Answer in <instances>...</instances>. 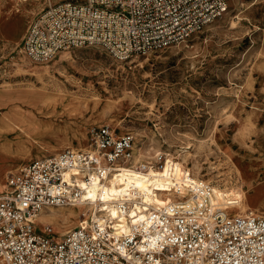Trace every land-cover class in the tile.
Wrapping results in <instances>:
<instances>
[{
  "label": "built area",
  "instance_id": "built-area-1",
  "mask_svg": "<svg viewBox=\"0 0 264 264\" xmlns=\"http://www.w3.org/2000/svg\"><path fill=\"white\" fill-rule=\"evenodd\" d=\"M231 2L49 0L27 25L22 50L49 62L100 45L129 61L189 40ZM134 143L132 132L94 125L86 149L66 147L11 172L0 194V264H264V214L229 211L231 203L216 200L212 184L189 169L182 179L172 176L165 192L174 199L161 206H146L135 188L110 203L90 198L95 183L105 186L124 171L149 175L165 168L166 153L134 162ZM76 204L83 208L80 221L63 239L52 224L39 228L43 209Z\"/></svg>",
  "mask_w": 264,
  "mask_h": 264
},
{
  "label": "rangeland",
  "instance_id": "rangeland-1",
  "mask_svg": "<svg viewBox=\"0 0 264 264\" xmlns=\"http://www.w3.org/2000/svg\"><path fill=\"white\" fill-rule=\"evenodd\" d=\"M48 1L0 0V120L18 105L37 112L58 105L43 103L41 90L70 98L75 112L54 117L68 133L47 129L37 135L39 146L24 152L0 146V194L22 164L66 147L79 149L74 127L88 136L90 127L110 124L135 135L134 162L156 158L138 150L146 145L168 153L212 186L234 192L241 187L245 206L236 211L264 214V0H232L222 17L189 40L129 61L89 45L36 62L21 41ZM59 60L42 81L25 71ZM47 223L64 238L69 224Z\"/></svg>",
  "mask_w": 264,
  "mask_h": 264
},
{
  "label": "bare ground",
  "instance_id": "bare-ground-1",
  "mask_svg": "<svg viewBox=\"0 0 264 264\" xmlns=\"http://www.w3.org/2000/svg\"><path fill=\"white\" fill-rule=\"evenodd\" d=\"M63 56L64 55L61 57L63 58ZM59 64L61 65L60 60L53 67H44L42 70H40V68L25 71L30 74H37V76L42 81V78H44L43 75L46 74L48 76H52L55 73L52 69L57 68V65ZM37 94L41 95V101H43V103L56 102L58 105L53 106V109L48 110V112H37L33 109H25L20 105L14 107L5 117L2 118L3 120H0V146L9 145L24 152L31 149L34 145H38L39 141L37 140V135H43L45 132H47V129H60L59 131L68 133V127L64 128L65 126H60L59 124L54 123V117H58V115L63 111L67 112L68 114L75 112V108L71 107V105L68 103L70 98H66L62 95L49 94L43 90H41V92H37ZM72 130V135L78 140L79 147L86 149L88 147V136L84 134L79 127H74ZM63 143V141H58L56 145L62 146ZM138 150L150 157H156L159 153L157 149L152 147L149 148L147 145L144 148H138ZM166 154L168 161L165 168L161 171L152 170L149 175L124 171L117 175L116 178L111 181V183L105 186H98L96 185L97 183H95V185L90 188V198L96 201L98 195H100L99 197H102L103 200L107 201V203H110L114 198H118L116 196L133 194L132 188H135L137 196H142L144 201L147 202L145 204L146 206H148L149 203L161 206L172 201L174 199L173 191H165L171 190L172 176L175 175L178 180L182 179V174L186 171V169L183 167V163L181 161H175L174 158L169 157L170 154ZM213 188L216 200L229 201V203H231V205L228 207L229 211H232L231 208L233 209L245 206L242 203L244 202L242 201L244 194L241 187L235 192L230 190L223 191L219 189L220 187L217 188L215 186H213ZM108 207L110 213L113 216L118 215V211L115 206L108 205ZM137 208H140V206L137 205L136 207L132 208L131 213L134 214ZM82 209L83 208L80 204L73 205V207L63 210L51 208V210L46 211L43 209L37 215L36 221L40 224V228H43L46 222H55L60 225L69 224V227L66 229V233H69L79 223L81 212L83 211ZM72 218L77 220L72 222Z\"/></svg>",
  "mask_w": 264,
  "mask_h": 264
},
{
  "label": "crops",
  "instance_id": "crops-1",
  "mask_svg": "<svg viewBox=\"0 0 264 264\" xmlns=\"http://www.w3.org/2000/svg\"><path fill=\"white\" fill-rule=\"evenodd\" d=\"M37 13H38V12H37ZM37 13H36V14H37ZM36 14H35V15H36ZM35 15H34V16H35ZM34 16H33V17H34ZM33 17H32V18H33Z\"/></svg>",
  "mask_w": 264,
  "mask_h": 264
}]
</instances>
